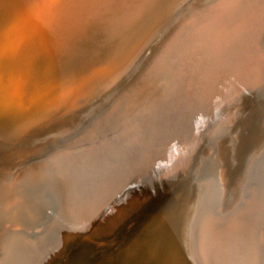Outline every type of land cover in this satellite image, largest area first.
Listing matches in <instances>:
<instances>
[{
	"label": "bare ground",
	"instance_id": "6f19581e",
	"mask_svg": "<svg viewBox=\"0 0 264 264\" xmlns=\"http://www.w3.org/2000/svg\"><path fill=\"white\" fill-rule=\"evenodd\" d=\"M204 1L0 0V264H102L187 182L163 253L264 264V0Z\"/></svg>",
	"mask_w": 264,
	"mask_h": 264
},
{
	"label": "rangeland",
	"instance_id": "374dc122",
	"mask_svg": "<svg viewBox=\"0 0 264 264\" xmlns=\"http://www.w3.org/2000/svg\"><path fill=\"white\" fill-rule=\"evenodd\" d=\"M181 1L182 0H179L180 3H181ZM200 1H204V0H184V2L181 5V10L179 11V13L176 17H178L181 14V12L183 11L182 10L183 6L186 3H189V4L195 6V4H193V3L200 2ZM204 3H205V1H204ZM201 4H203V3H201ZM175 19H173L172 20L173 22L171 21V23L168 25V27L166 26L163 30L169 28L174 23ZM163 30H161V31H163ZM144 51H145V49L143 50V52ZM142 60L143 59L139 60L135 66H133L131 69H129L127 71V73L117 82V84L122 82V81L127 80L129 78V76L132 74V72H133L132 70H134L139 65L140 61H142ZM117 84H116L115 88H117ZM45 94L46 93H44V95ZM82 95L84 96L85 94L82 93ZM40 96H42V93L38 94L36 99H35V97L32 99L33 104H35L37 102V98L39 99ZM49 104L51 105L50 110H55L54 105L51 103H49ZM41 105H42V103L39 104L38 106L40 107ZM25 108H27V107L25 106ZM19 124L20 123L15 121V120H10L7 118L0 117V132L5 133L7 130H11L15 127H18ZM180 187L181 188L178 190V192L176 194H174L172 197H170L166 202H164L163 204L157 205V207H155V209L150 213L149 217L144 221L143 225L140 226V228H137L135 230V233H133L134 235L131 234L130 237H126L123 240V243L121 242L122 243L121 246L115 251L114 255L109 260L105 261L102 264H143V263L144 264H174L175 259L173 258V256L171 254L168 255L167 253H163V251H162V250H164V247H162V245L166 242L167 237L169 236V231H167L163 235H160L158 231L153 229V227L158 222V220H162L164 218H167L169 215H171L172 211H176L183 206L185 211H184V214H182L183 218L181 220V225H180L181 230L183 231V232H181V234L184 233L185 227H186L187 233L190 231V224L192 221V217H193L195 208L197 206V199L195 197V185L187 182V183H184ZM184 187H185V189H184ZM187 194H188V196H187ZM137 231H139L138 235L140 234V232L141 233L143 232L142 233L143 236L142 235L141 236L146 237V239L148 238L146 233L151 232V234L152 233L154 234V232H155L154 238H153V240H154L153 244H154V246H156L155 250L150 252V254H148V252H145L142 250L140 253L143 254L142 255L143 257L142 258L139 257V259H135L134 257H132V253L135 251V249H134L135 239H137V237H138V235L136 236ZM156 232H158V233H156ZM144 234H146V236ZM134 237H136V238H134ZM172 249L173 250L175 249V244H174V247H172ZM124 251H127L128 253L124 252ZM148 258H149V261H148ZM144 260H147L148 262L144 261ZM135 261H137V262H135ZM133 262H135V263H133Z\"/></svg>",
	"mask_w": 264,
	"mask_h": 264
},
{
	"label": "water",
	"instance_id": "95a60500",
	"mask_svg": "<svg viewBox=\"0 0 264 264\" xmlns=\"http://www.w3.org/2000/svg\"><path fill=\"white\" fill-rule=\"evenodd\" d=\"M207 1H208V0H207ZM207 1H206V2H207ZM87 120H88V119H87ZM87 120L82 121V126H85V127H86V126L88 125V123H89L90 120L88 121V123H87ZM85 127H84V128H85ZM78 128H79V127H77V128L74 130V132H77V129H78ZM183 260H186V258H184ZM187 261H188V260H187Z\"/></svg>",
	"mask_w": 264,
	"mask_h": 264
}]
</instances>
